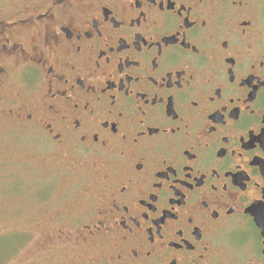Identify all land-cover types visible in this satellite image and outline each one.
<instances>
[{
    "label": "flooded vegetation",
    "instance_id": "obj_1",
    "mask_svg": "<svg viewBox=\"0 0 264 264\" xmlns=\"http://www.w3.org/2000/svg\"><path fill=\"white\" fill-rule=\"evenodd\" d=\"M0 106L84 169L99 263L264 264V0H0Z\"/></svg>",
    "mask_w": 264,
    "mask_h": 264
},
{
    "label": "rangeland",
    "instance_id": "obj_2",
    "mask_svg": "<svg viewBox=\"0 0 264 264\" xmlns=\"http://www.w3.org/2000/svg\"><path fill=\"white\" fill-rule=\"evenodd\" d=\"M8 108L0 106V264H98L112 252L84 242V169Z\"/></svg>",
    "mask_w": 264,
    "mask_h": 264
}]
</instances>
